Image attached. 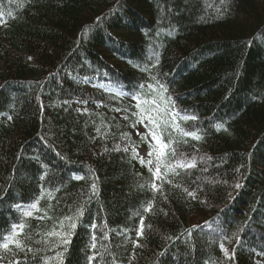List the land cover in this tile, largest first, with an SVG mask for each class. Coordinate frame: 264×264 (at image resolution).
<instances>
[{"label": "trees", "instance_id": "16d2710c", "mask_svg": "<svg viewBox=\"0 0 264 264\" xmlns=\"http://www.w3.org/2000/svg\"><path fill=\"white\" fill-rule=\"evenodd\" d=\"M0 13V236L22 223L39 250L20 264H90L93 243L91 264H264V0H0ZM133 95L197 117L178 123L198 141L165 133L169 162L175 149L195 167L154 181L127 136L147 144Z\"/></svg>", "mask_w": 264, "mask_h": 264}, {"label": "snow or ice", "instance_id": "6c2138e0", "mask_svg": "<svg viewBox=\"0 0 264 264\" xmlns=\"http://www.w3.org/2000/svg\"><path fill=\"white\" fill-rule=\"evenodd\" d=\"M9 15H11L9 13ZM3 13H0V18H2ZM31 59V58H29ZM153 79H155L153 77ZM159 84V82L157 81ZM143 88V85L141 86ZM149 89L153 88L152 84L148 85ZM159 88L161 92H166L167 89L164 87V85L160 84ZM123 94V93H121ZM134 100H137V108H138V119L137 123L144 124L147 122L148 124V134L152 138V142L149 143V160L147 161V166L149 167V170L152 171L154 167V171H152V176L154 181L156 180H162L164 177L168 175L169 172H175L176 169L179 168H193L195 167L194 163H188L183 159L184 153L177 154L176 150L173 149L171 152V156L179 158L176 159L175 163H170L168 160V145L170 143H173L172 140H165V133L167 132L168 135L171 137L173 132H176L178 134V137L180 139H177L176 143H187V139L184 138H192L195 140H199L201 137L197 134L196 131H187L184 128L180 127V124L178 121H189L193 120L195 121L197 117L195 116H188V115H180L179 111H172L171 107H166L161 111L159 108H154L152 105L149 104L148 101H144V106H142L139 103L140 97L138 95H133L132 97ZM170 99V98H167ZM100 106V105H97ZM174 107V106H173ZM155 113V114H153ZM128 117L125 116L124 119H127ZM117 151H119V148H117ZM124 151L127 152L128 148L125 147ZM138 157V154H135ZM154 157V159H153ZM140 163L142 165L145 164V161L143 158H140ZM206 171V169H205ZM41 179H44L43 176H41ZM76 179H82V177H76ZM235 187L239 188L240 185L236 184ZM92 188L95 189V185H92ZM153 188L157 189V185L153 183ZM158 190V189H157ZM187 191V190H186ZM187 195L190 197L195 198V194L193 192H187ZM17 207H20L17 205ZM32 209H38V203H32L29 208L25 209L23 211L24 217H32L33 211ZM151 209V203H149V207L145 208L144 211H150ZM83 215V209H80L77 213V218ZM67 224H62L61 227L65 228L66 231L63 235H61V244H67L68 239L67 237L71 235V230L75 229L77 227V223L75 222V219L72 217L66 218ZM141 228L137 230V240L143 235V217H141L140 220ZM93 229L97 228L96 224H92L91 226ZM24 224H17L13 225L12 229L9 234L0 236V251L4 253H9L13 256V259L10 261V264H20L19 260L15 259V256L24 254V253H31L33 255H36L38 253V249L34 250L33 247L29 246V240L27 238L21 239V237L24 236ZM244 229H240L242 232ZM49 235H53V233H49ZM233 235H237L236 233H233ZM226 238V237H225ZM95 239V238H93ZM237 243L240 242L239 236H237ZM229 243L231 241L229 240ZM134 246H139L138 243ZM221 251L224 253L228 259H232L235 255V249H233V252L230 254L228 249L225 247L224 243H220L219 245ZM91 249L99 255L96 243H93L91 245ZM97 255L89 256L88 260L91 264V262L95 261L97 258ZM3 255H0V264L3 262Z\"/></svg>", "mask_w": 264, "mask_h": 264}, {"label": "rangeland", "instance_id": "374dc122", "mask_svg": "<svg viewBox=\"0 0 264 264\" xmlns=\"http://www.w3.org/2000/svg\"><path fill=\"white\" fill-rule=\"evenodd\" d=\"M84 86H89V87H99L98 85L96 84H91L89 82H84L83 83ZM122 96L124 97H128L127 95L125 94H121ZM97 105H100V106H97ZM75 107H77L78 109H83V110H86V111H99L101 114H103L105 117H108V118H111L114 122L117 123V125H120L123 127L124 126V123L122 122L120 116L113 112V111H108L103 105L101 104H94V103H76L75 104ZM142 128V127H141ZM143 131H145L143 128H142ZM127 136H129L130 138H134V141L136 142V151L137 153L139 154L140 157L144 158L148 155V152H149V143L152 142V138L151 136L148 134L147 131H145V140L147 142V144H144V145H141L139 144L138 142V139L135 138V134L130 131V132H127Z\"/></svg>", "mask_w": 264, "mask_h": 264}, {"label": "bare ground", "instance_id": "6f19581e", "mask_svg": "<svg viewBox=\"0 0 264 264\" xmlns=\"http://www.w3.org/2000/svg\"><path fill=\"white\" fill-rule=\"evenodd\" d=\"M100 86V85H99Z\"/></svg>", "mask_w": 264, "mask_h": 264}]
</instances>
